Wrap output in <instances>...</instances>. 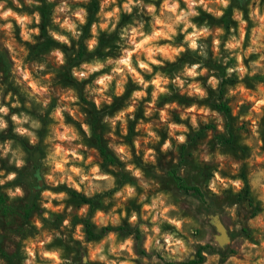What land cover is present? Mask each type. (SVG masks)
Listing matches in <instances>:
<instances>
[{
  "label": "clouds",
  "instance_id": "1",
  "mask_svg": "<svg viewBox=\"0 0 264 264\" xmlns=\"http://www.w3.org/2000/svg\"><path fill=\"white\" fill-rule=\"evenodd\" d=\"M12 4L17 9H22L24 5L28 7H41L40 0H24V5L20 0H11ZM48 3H53L54 0H47ZM90 0H60V3L53 10L52 23L58 25L60 32L52 30L51 27L47 29L48 34L58 43L63 44L69 48L72 47V40L79 41L82 33V26L87 23L88 12L85 7H75L72 5L88 4ZM185 5L181 8V0H162L159 9L155 3H145L144 0H123L121 4L117 0H100L99 12L97 17L99 22H93L90 27V38L84 41L86 49L89 53L94 52L99 46V35L105 32L111 35L116 31L117 25L121 18V13L131 15L133 9H138L137 16L146 14L151 17L148 22L149 31H145V21L133 18L132 23L125 25L120 29L117 46L120 54L116 58L106 57L103 61L94 57L91 62H82L79 68L72 67L71 74L77 80L82 82L87 80L94 73L102 72L103 69L109 68L110 71L98 75L92 84L85 86V91L91 97L97 111L101 109L102 104L111 106L113 103L112 95H108L112 91L114 83V92L117 98L122 96L126 91V85L129 77L132 82L136 84L139 90H133L127 102V106L117 111L113 116L105 115L102 123H106L112 129L106 135L111 137L112 141L118 138L114 135L117 122L120 123L122 135H127V122L130 119H135V112L139 106V102L148 96L147 89L151 86V100L145 105L144 117H151L154 112L159 113V122L144 123L143 120L139 121L136 126V131L141 129L146 133V137H137L133 140V145L136 149V154L139 155L141 151V139L143 144L158 143L160 137L154 127L166 125L168 129V139H165L161 145L160 151L166 153L168 151H176L173 147L172 140L176 141L177 146L187 143L186 134L189 132L188 127L183 123H175L171 121L170 111L177 110L180 112V119H190L192 129L199 130L198 117L204 124L209 122L210 118H214L217 123V130L224 133L223 118L220 114L212 110L208 106H200L196 103L188 107H183L177 102L165 103L162 109H157L156 103L160 96H171L173 93L168 85H173L181 95H187L189 98H196L204 100L208 98L206 88L197 79L201 76H208L207 85L213 90L218 89L221 80L215 75V70H209L203 66V60L208 59V45L203 41L207 40L209 36L212 37V51L214 58L223 65L228 64L229 59H235L236 64L232 67H226L225 78H230L234 73L237 75L239 81H243L247 75L253 77L259 72L264 75V9L260 6V0H252L248 5L249 19L253 23L251 28V35L249 38V46L245 49L243 47L245 37L247 34L248 21L244 17V12L240 8H233L232 19L238 24V28H229V35L226 42L223 44L224 50L228 56L221 57L220 37L225 35L222 26L210 28L207 21L203 25L198 26L193 23V18L200 15L197 11L198 8L203 9L204 12L212 15L215 19H220L224 16L232 0H183ZM111 7V10L106 11ZM159 13V14H157ZM63 15L61 20L60 16ZM20 28V38L23 42L35 44L37 41L33 39L34 36L40 35L38 25L41 22L39 12H32L29 15L26 12H17L12 8L7 7V0H0V31L5 33L7 40L4 41V47L7 48L14 67L11 70L13 73L14 83L21 87L28 101L25 107L31 109L32 102L40 105V114L47 109L51 102V77L52 74L41 75L47 72V62L38 63L31 62V67L25 63V58L28 56V49L22 44H17L14 38V24ZM35 23L37 27H29ZM191 29V32L188 30ZM238 32V35L236 34ZM68 33V35L62 34ZM177 35H183V41L180 45L175 44ZM121 41L123 43H121ZM165 41V43H160ZM186 45V47H185ZM78 50V44H77ZM105 52L110 49L105 48ZM186 51L196 53L202 58L201 62L185 63L182 69L169 76L163 71H154L156 69L164 68L165 62L176 63L177 58ZM22 54V55H21ZM252 54H258L259 58L256 61H251L249 66L246 67L243 63L244 59ZM143 57V58H142ZM160 57V58H157ZM49 58H54V63L57 67L64 66L67 62L65 53L59 49H52L49 53ZM249 67L251 71H249ZM145 75L151 76V79L146 80ZM240 94L244 99L238 101V104H243L245 101L250 102L253 106L249 114L241 116L240 121H251L252 136L256 139L257 145L262 143L259 141V118L264 116V84H257L255 92L250 91L243 83H237L235 88L229 87L226 99L231 96ZM3 94V87L0 86V96ZM7 103L12 100V93L9 92L7 96L3 97ZM5 104H0V132L8 128V122L4 119L9 115L10 109ZM76 105V106H69ZM79 97L73 88H68L59 97L57 107L51 113V118L57 121L56 125H50L51 134L45 138L44 143L51 145L45 159L42 163L50 168L49 173L44 174V179L52 186L58 187L60 184H66L69 188L76 192L83 194L87 198H92L96 193H102L116 187V178L108 173L102 172L98 164H93V157L88 156L85 160L81 153V149H86L83 144V137L80 136L77 129L72 124H66L63 113L67 112L72 119L80 122L81 129L86 137L91 138L90 125L84 123V113L79 112ZM12 108L21 107L18 98L15 102L11 103ZM238 108L234 109L233 115H236ZM255 114V117L253 116ZM14 128L13 132L21 137L28 138L29 144L35 146L38 143V136L36 131L42 125L39 120L31 117L26 113L12 114L10 117ZM27 124L29 127H24ZM177 133H179L177 135ZM209 139L211 133L208 134ZM75 142V143H74ZM12 140H6L0 143V158H8L9 164L14 165L17 169H22L26 166L25 156L26 153L17 145L14 149ZM245 144L252 146V140H245ZM108 147L111 148L118 159L125 164V171L129 172L134 178L139 181L140 187L145 192L139 196L138 202L142 204V214L138 218L136 211H132L128 216L125 211H121L116 215L117 208H123V204L129 199L137 197L136 187L131 184H124V186L114 193V199L119 202L107 213L97 209L92 222L97 225V228L107 227L111 224L113 227H119L121 220L127 218L128 223L136 226L138 219L145 221L151 218L152 227L140 223L139 228L142 234L146 236L143 248L146 252L151 253L153 250L160 252L164 259L169 261L170 264H183V262L190 256H195V249L191 246L196 243L203 244V241L192 240L185 231V226H194L195 222L190 217H184L180 214L179 208L170 202V193L165 194L159 192L151 198V203H144L148 199L147 191L155 185L159 187L155 181H145L143 171L131 163L132 153L129 146L122 141L120 143H109ZM91 151L95 152V149ZM143 162L145 164H156V152L153 148L145 147L143 149ZM259 151L257 146L253 151L255 162L264 163V155L257 156ZM195 155V153H193ZM215 155L216 161L220 162L219 169L213 172V178L209 181L207 187L212 194L220 196L222 191L228 189L230 186L233 188L234 194L241 191L244 187V182L241 179H229L220 175V170L224 168V161L229 159L228 156L223 155L217 148ZM202 159L207 162L213 159L212 155L204 154ZM85 165H92L88 171L84 167L79 166L81 163ZM176 162V161H174ZM253 161H249L251 164ZM112 167V166H110ZM240 165L233 163V175L236 174ZM113 170H115L113 168ZM157 174H161L159 169L156 170ZM181 169V173H183ZM16 172H9L5 175L4 171L0 170V186L5 185L17 179ZM250 184L253 190L259 191L261 194L258 199L264 205V168L258 169L251 174ZM83 185V187H81ZM9 199L23 198L24 191L20 186L5 189ZM43 199L47 203L41 202V207L46 209L43 213V218L46 220L52 219L49 215L50 212L59 213L64 211L65 205L62 201L70 197L66 192L54 193L50 190H44L41 193ZM52 200L61 201L58 206L52 204ZM108 204L110 201L106 198L103 201ZM89 205H82L77 215L86 217ZM237 205H233L231 209H227L233 218H235V211ZM67 211L72 212V207L69 206ZM175 213V215H172ZM71 217H67L62 221L61 230L64 228H71ZM167 223L175 231H162L161 226ZM35 227L38 230H43L44 226L40 219H35ZM249 226L256 228L259 227L261 232H264V213L256 217L254 220L248 221ZM82 224L76 225L73 238L84 242V232ZM239 229L240 225L236 226ZM191 231V227L188 229ZM118 233L109 232L104 239L98 244H89L88 247L93 249L91 252V259L98 261L99 264H132L133 260L141 259L142 264H150L147 258H141L135 255L133 251L134 238L129 235L121 242H117ZM42 237V238H41ZM54 238L62 240L67 239V234L60 235V232L53 230L52 232L41 231L34 240L29 239L24 241L25 247L22 251L26 254V259L23 264H38V257L40 261L45 264H72L70 258H65L63 255L64 250L59 247L51 249L46 248V245L51 244ZM260 244L250 243L244 240L240 248L244 259L240 260L236 256H230L225 264H264V236L258 237ZM163 240V243H161ZM105 245H108L105 250ZM123 259L121 255L125 254ZM207 259L205 264H213L214 261L220 259L218 254L209 256L208 253H202ZM109 256H114L116 259H109ZM0 264L4 261L0 260ZM151 264H161L156 256L152 257Z\"/></svg>",
  "mask_w": 264,
  "mask_h": 264
},
{
  "label": "rangeland",
  "instance_id": "2",
  "mask_svg": "<svg viewBox=\"0 0 264 264\" xmlns=\"http://www.w3.org/2000/svg\"><path fill=\"white\" fill-rule=\"evenodd\" d=\"M236 1L232 0L231 6L225 10L224 16L220 19H215L212 15L204 12L203 9L198 8L197 11L200 12V15L193 18L192 21L198 26L203 25L205 21H207L208 26L212 29L219 26L224 28L225 35L220 37L221 57L228 56V53L223 48V44L228 39L229 28H238L237 22L232 19L234 7L240 8L244 12L243 18L248 21L247 34L243 47L246 49L249 46V38L253 23L248 16V5L252 3V0ZM71 2L72 0H69L70 4ZM122 2L123 0H117L118 4H121ZM144 2L146 4L155 3L159 9L162 0H144ZM20 3L24 5V0H20ZM59 3L60 0H54L53 3H48L47 0H40L41 7H28L27 5H24L22 9H17L15 5L12 4L11 0H7V7L12 8L14 11L26 12L29 15H31L34 11L39 12L41 22L38 27L39 29L43 28L44 31L43 35L40 34L39 36L33 37V39L37 42L34 45L23 42L20 38V28L13 20L14 38L18 45L22 44L28 49V56L25 58V63H28L31 67V62H47V72L41 73V75L51 73L52 77L50 84L51 102L49 103L47 109L44 110L43 114H40V105L34 102H32L31 109L25 107V104L29 101L27 96L22 93L21 87L15 85L14 83L13 73L11 71L14 67V61L12 60L7 48L4 47V41L7 40V37L3 31H0V86L3 87V94L0 96V104H5L6 102L3 97L7 96L9 92L12 93V100L6 103L10 112L8 116L4 117V119L8 122V128L5 131L0 132V143H3L6 140H12L14 142L12 145L13 149L19 145L26 153V166L22 169H17L14 165L9 164L8 161L11 158L10 156L8 158H0V170L4 171L5 175L9 172H16L18 174L17 179L0 186V260L4 261V264H23L24 260L27 258L26 254L22 251L25 247L24 241L29 239L34 240L41 234V231L52 232L55 230L60 232L61 236L67 234V239L62 240L54 238L51 244L46 245V248H62L64 250V257L70 258L72 260V264H99L98 261H93L91 259V252L93 249H90L88 245L98 244L109 232L118 233L117 242H121L129 235H132L134 238V234L136 233L137 238H134L135 243L133 246V251L136 256L147 258L150 264L153 256H156L157 260H159L161 264H170L169 261L164 259V256L160 252L153 250L149 253L143 248L146 236L140 231L139 224L143 223L151 228V218L147 221L138 219L136 226L130 225L127 218H124L121 220V224L119 226L122 228L124 227V229L120 230L117 229L119 227H113L109 224V227L115 229L113 231L104 232L94 239H89L83 228V243L73 238L76 225L82 224L85 219L90 222L93 233H100V230L103 227L98 229L97 225L92 222V218L97 209L107 214L119 202L113 198L114 193L119 191L124 184H131L135 186L137 197L129 199L125 202L122 209L117 208L116 215H119L122 210L125 211L128 216L131 215L132 211L137 212L138 218L142 214V204L139 203L138 200L139 196L144 194L145 190L140 187L139 181L136 178H134L129 172L125 171V164L118 159L115 152L108 147L109 143H120L121 141L127 144L131 149L132 160L130 162L134 163L136 167L143 171L144 180L149 182L155 181L159 184V187H155V185H153L147 191L148 199H146L144 203H151V198L159 192H164L165 194L170 193V202L179 208L180 214L184 217H190L195 222L194 226H185V231H187L188 235L184 237L185 240L191 237L192 240L203 241V244L196 243L191 245L195 250L199 245H217L214 240V236L217 233L212 225V218L216 216L225 229L228 239L225 247L229 250V253L225 262L230 256H236L238 259L243 260L244 255L241 253L240 248L243 245L244 240L246 239L250 243L259 245L260 239L258 237L264 236V232H261L259 227L253 228L248 224L249 220H254L256 217L264 213V205H262L261 201L258 199V196L261 193L253 190L250 184L251 174L260 168H264V163L255 162V158L253 157V151L257 146H259V151L256 155H264V116L259 118V141L262 143L257 145L256 139L252 136L251 121H240L239 119L241 116L249 114L253 105L247 101L243 104H238L239 100L244 99L239 93L235 96L228 97L227 99L226 95L229 87L235 88L237 83H243L247 89L255 92L257 90V84H264V75H260L259 72L253 77L246 75L243 81H239L235 73L230 78H225L226 67L235 66L236 61L234 58L229 59L228 64L223 65L215 59L212 51V37L209 36L207 40L203 41L208 45V59L203 60V66L207 67L210 71L215 70V75L221 80V83L218 85V89L213 91L207 85V75L198 77L197 79L208 92L207 99L198 100L194 97L189 98L187 95H181L179 91L170 84L168 87L173 94L171 96H160L155 107L157 109H162L165 103L171 102H177L183 107H188L191 104L196 103L200 106L206 105L212 110L218 112L213 106L221 101L229 107V113L226 115L218 112L224 121V133H220L217 130V123L214 118H210L209 122L204 124L198 117L199 130L195 131L192 129L190 119L181 120L180 112L177 110H171V121L175 123H183L189 129V132L186 134L187 143L177 146L176 141L172 140L173 147L177 150L175 152L168 151L166 153H162L160 148L164 140L168 139V129L166 125H160L159 127H154L153 129L159 135L160 141L158 143H149L144 145L143 140L141 139V151L140 154L137 155L136 149L133 145V140L137 137H146V133L143 129L139 132L135 130L138 122L141 120H143L144 123L159 122L158 112H154L151 117H144L145 105L151 100V92L153 90L152 87L150 86L147 89L148 96L139 102V106L135 112V119L128 120L127 135H122L120 123L117 122L114 135L118 139L116 141H112L111 137L106 135L108 132L112 131V129L108 124L102 123L103 117L105 115L113 116L117 111L126 107L132 91L139 90L138 86L134 84L129 77L126 85V91L122 96L117 98L113 95L115 86L113 83L112 91L108 93V95H112L113 103L111 106L102 104L101 109L97 111L91 97H89L85 91V86L92 84V81L95 80L98 75L109 72L110 67L103 69L102 72L94 73L87 80L82 82H77L71 74V69L72 67L79 68V65L82 62H91L94 57H97L102 61L106 57H118L120 50L117 46V41L120 40V29L125 25L132 23L133 18H142L145 21L144 30L149 31L148 22L151 20V17L146 14L137 16L138 9L135 8L133 9V13L131 15L121 13V18L116 31L112 32L111 35L101 32L99 35V46L94 52H91V56L84 61L74 63L71 59L74 54L77 53L80 46H83L86 52H88L84 41L90 38L91 24L93 22H99L97 13L100 10V0H90V3L88 4L72 5L73 8L77 6L85 7L87 9L88 16L87 23L82 26L83 34L81 35L79 41L72 40L71 48L56 42L47 31L49 27H51L54 31H61L58 25L52 23L53 10ZM260 6L264 9V0H260ZM184 7L185 5L183 0H181V8ZM105 10L109 11L111 10V7ZM60 18L61 20L63 19L62 14ZM0 23H3V21H0ZM29 27H37V25L33 23L32 25H29ZM188 31L191 32V29ZM62 34L68 35V33ZM236 34L238 35V32ZM182 41L183 35H177L175 38V44L180 45ZM121 43L123 42L121 41ZM160 43H165V41H160ZM55 48H59L65 53L67 62L64 66L57 67L54 63V58H49L50 51ZM105 48L110 49V51L105 52ZM258 58V54H252L245 58L243 63L246 67H248L251 61H256ZM201 61L202 58L199 55L192 53L191 51H186L181 54L179 58H177L176 63L165 62L166 66L164 68L156 69L154 67V71H163L171 77L174 73L179 72L185 63L191 64ZM249 71H251L250 67ZM144 78L148 80L152 77L145 75ZM68 88L75 89L79 97V112L86 114L83 122L90 125L91 128L92 135L91 138H88L81 129L80 122L72 119L67 112L63 113L65 123L72 124L77 129L80 136L83 137L82 142L86 146V149H81L82 155L85 160H87L88 156L91 155L93 157V164H98L102 172L108 173L116 178L115 188L102 193H96L92 197L94 202L93 207L91 210L88 209L86 217L77 215L82 204L69 195V190L73 189L69 188L66 184H60L58 187H52L43 178L44 174L49 173L50 168L45 166L42 161L45 159L48 150L51 148V145L45 144L44 141L45 138L51 134L49 126L57 124V121L51 118V113L57 107L60 95ZM17 98L21 107L12 108L11 103L15 102ZM236 108H238V111L234 116L233 111ZM21 112L39 120L42 125L39 130H34L39 138L38 143L35 146L29 144L28 138L21 137L13 132L14 125L10 117L12 114H19ZM253 116L255 117V114H253ZM24 127L27 128L29 125L25 124ZM209 132L211 133L210 139L208 137ZM178 134L179 133H177V135ZM245 140H252V146L250 147L248 144H245ZM99 146L104 148L106 154L112 158V162L104 159L103 155L99 151ZM145 147L153 148L155 150L157 154L155 165L151 163L145 164L143 162V149ZM218 147L221 154L229 157V159L223 162L224 168L220 170V175L232 180H245L248 186L247 194H245V187H243V189L238 193L234 194L233 188L230 186L228 189L223 190L220 196L212 194L208 189L207 185L213 178V172L217 171L220 165V162L216 161L214 155ZM92 149H95L96 151L93 152L91 151ZM193 153H195V155H193ZM204 154L212 155L213 159L205 162L202 159ZM33 158H36L35 161H33ZM249 161L253 162L250 164ZM233 163H238L240 165L239 169L235 170V175L232 174L234 171L232 168ZM79 166L84 167L85 171H88L92 165H85L82 162ZM113 168L115 170H113ZM157 169H159L161 174H157ZM181 169L184 170L183 173H181ZM171 172H174L185 185L197 186L200 189L201 195L196 196L191 193H184L178 189ZM0 179H3V177H0ZM16 186H20L23 189L25 193L23 198L17 197L9 199L5 189H14ZM81 187H83V185ZM44 190H50L54 193L63 191L70 197L69 199L62 201L65 205L64 211L59 213H49L52 217L51 221L43 218V213L47 211L41 207V202L47 203V200L43 199L41 196V193ZM78 194L85 196L83 192ZM106 198L110 201L108 204L103 202ZM59 203H61V201L52 200V204L54 206H58ZM233 205L238 206L235 211V218L232 217L229 211H226V208L231 209ZM69 206L72 207L71 213L67 211ZM172 215H175V213H172ZM69 216L71 217V228H64L61 230L62 221ZM35 219L41 220L44 226L43 230H38L35 227ZM237 225H240L239 229H237ZM190 227L191 231L188 230ZM161 228L162 231H175V229L167 223L163 224ZM161 243H163V240H161ZM107 247L108 245H105V250H107ZM125 255L126 253L121 255L120 259H123ZM208 255L212 256L215 254ZM109 259H116V257L109 256ZM192 259H194V256L187 258L183 264H186V262ZM206 259L207 258L204 256V260L200 264H205ZM225 262L223 264H225ZM38 264H45V262L40 261L38 257ZM132 264H142V260H133ZM213 264H218V261H214Z\"/></svg>",
  "mask_w": 264,
  "mask_h": 264
},
{
  "label": "trees",
  "instance_id": "3",
  "mask_svg": "<svg viewBox=\"0 0 264 264\" xmlns=\"http://www.w3.org/2000/svg\"><path fill=\"white\" fill-rule=\"evenodd\" d=\"M236 1V0H235ZM237 2V1H236ZM239 2V0H238ZM91 23V22H90ZM43 28L40 29V34L43 35ZM44 46V45H43ZM91 56V53L86 52L85 48H83V46H80L79 50L77 51L76 54H74L73 58L71 59V61H73L74 63H79L80 61H84L86 59H88ZM218 112H221L222 114L226 115L229 113V107L223 103V102H218L217 104H215L213 106ZM100 147V146H99ZM100 153L103 155L105 160H108L110 162H112V158L106 154L105 150L103 147L99 148ZM34 157V156H33ZM36 158H33V161H35ZM171 175L173 177V179L176 182V185L178 187V189H180L182 192L184 193H191L194 194L196 196H200L201 192L200 189L197 186H187L183 183V181L175 175L174 172H171ZM244 182V187H245V194L248 193V186L247 183L245 182V180H243ZM69 195L75 199L76 201H78L80 204L82 205H89V210L92 209L93 207V198H87L81 194H78L77 192H75L74 190H69ZM82 225L84 226V232L87 235V237L89 239H94L96 237H98L99 235H101L104 232L107 231H113L115 228H111L109 226L107 227H103L100 230L99 234H95L93 233V229L92 226L90 224V222L85 219L82 222ZM117 229H124V227H119ZM134 238H137V234H134ZM208 253V254H218L220 259L218 260V264H223L226 260V257L228 256L229 250L226 247L220 248L219 246L215 245V246H210V245H199L196 250H195V256L194 259L189 260L188 262H186V264H200L203 262L204 260V255H202V253Z\"/></svg>",
  "mask_w": 264,
  "mask_h": 264
},
{
  "label": "water",
  "instance_id": "4",
  "mask_svg": "<svg viewBox=\"0 0 264 264\" xmlns=\"http://www.w3.org/2000/svg\"><path fill=\"white\" fill-rule=\"evenodd\" d=\"M212 225L216 231V235L214 236V240L217 244V246H219L220 248L225 247L228 239H227V235H226V231L223 228V226L221 225V223L219 222L218 218L216 216H214L212 218Z\"/></svg>",
  "mask_w": 264,
  "mask_h": 264
}]
</instances>
